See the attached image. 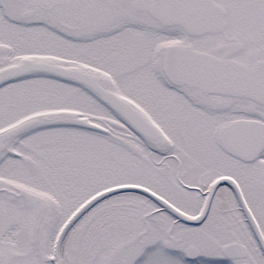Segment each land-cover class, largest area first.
<instances>
[{"label": "snow or ice", "instance_id": "snow-or-ice-1", "mask_svg": "<svg viewBox=\"0 0 264 264\" xmlns=\"http://www.w3.org/2000/svg\"><path fill=\"white\" fill-rule=\"evenodd\" d=\"M0 264H264V0H0Z\"/></svg>", "mask_w": 264, "mask_h": 264}]
</instances>
